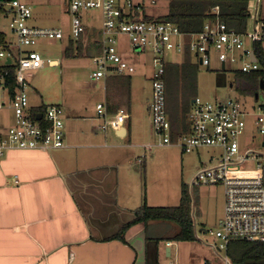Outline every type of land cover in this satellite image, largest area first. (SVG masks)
<instances>
[{"label": "built area", "instance_id": "obj_1", "mask_svg": "<svg viewBox=\"0 0 264 264\" xmlns=\"http://www.w3.org/2000/svg\"><path fill=\"white\" fill-rule=\"evenodd\" d=\"M28 1L33 0H0V16H8V30L13 40L8 41L0 32V58L5 59V64L9 60V64L15 66L16 84L12 97L4 88L6 93L0 94V109L6 98L13 115V124L0 134V156L11 149L48 152L64 148L63 109L58 105L43 106L41 111L31 108L27 93V78L32 72L43 69L46 64L59 66L54 60L45 61L32 49L40 40H62L63 32L57 28L31 26L32 8ZM59 1L70 17L69 39L73 41H77L86 30L81 13L100 11L98 48L91 57L90 80L98 82L110 76H128L135 71L117 49L120 37L126 40L132 52H149L152 73L148 110L159 146L173 145L184 154L203 147L221 150L219 161L198 170L191 182V187L223 188V217L215 231H207L208 236L220 241L218 250H224L230 241L264 243V102H256L252 112H245L232 97L213 102L193 98L186 117L188 132L172 139L165 108L164 82L165 66L170 64L165 58L167 52L181 57L187 52L197 65L203 67H209L214 58L224 72L227 68L242 74L258 71L259 64L252 46L264 42V21L259 17L261 0L248 1L243 33L227 28L219 18L218 7L209 11L212 18L199 32L181 33L170 22L131 17L133 9L139 11L144 0ZM4 6L8 7L7 11ZM0 85L3 87L2 81ZM95 109L97 119L102 120L100 129L103 132L109 128L118 129L124 123V116L119 113L110 115L104 102L97 104ZM38 114L40 119L36 118ZM248 118L253 119L262 139L258 144L262 151L257 153L242 149L239 143ZM245 163L253 165L257 175H237L235 168ZM224 264L231 263L225 259Z\"/></svg>", "mask_w": 264, "mask_h": 264}, {"label": "crops", "instance_id": "obj_2", "mask_svg": "<svg viewBox=\"0 0 264 264\" xmlns=\"http://www.w3.org/2000/svg\"><path fill=\"white\" fill-rule=\"evenodd\" d=\"M145 1L141 5L145 16L167 14L168 0L161 15L146 13ZM259 17L264 21V0ZM261 48L264 53V42ZM126 77L101 80L106 85L111 82V97L107 92L103 96L108 113L124 116L118 129L101 131L96 109L62 97L52 104L64 112V148L48 152L11 149L0 156V264H171L172 259L175 264H189L180 261L177 246L181 242L171 240L178 227L170 222L136 224L125 231L124 242L113 239L143 203L156 207L128 179L119 185L120 169L130 154L127 150L152 137L150 100L136 108L132 94L127 108L116 103L115 97L123 99L133 82L130 75ZM28 102L34 109L46 106L39 98L36 104ZM4 107L0 109V134L13 124L9 103L4 101ZM136 161L143 163L140 157ZM200 195L197 190L190 212L195 241L205 243L211 230L208 227H218L223 217L224 192L210 213ZM163 231L168 234H161ZM149 242H154L152 254ZM173 243H178L174 250ZM209 247L215 254L220 252L216 242Z\"/></svg>", "mask_w": 264, "mask_h": 264}, {"label": "rangeland", "instance_id": "obj_3", "mask_svg": "<svg viewBox=\"0 0 264 264\" xmlns=\"http://www.w3.org/2000/svg\"><path fill=\"white\" fill-rule=\"evenodd\" d=\"M152 1H155V4H148ZM27 3L32 8L31 26L57 28L63 32L62 40H40L37 46L32 49L37 51L45 61L47 59L58 61L60 65L51 67L46 64L43 69L32 72L30 77L27 78V93L30 104H36V98H39V100H43L46 106L54 105L52 103H55L56 99L60 98L61 100L63 97L67 102H75L80 106L94 110L99 102H103L105 92L109 97L112 95L110 80L106 85L104 81L94 82L89 79V74L93 70L91 64V57L95 52L93 43L99 40L100 11L90 10L81 13V18L86 27L85 33L81 37L82 48L77 50V44L73 43L70 53L67 54L65 48L70 37V17L65 6L59 0L49 2L33 0ZM144 3L146 13L154 15L164 14L167 8L166 0H147ZM7 10L8 7L4 6V11ZM8 21L6 14L0 16V32L11 42L13 40L8 30ZM117 49L122 58L134 66L135 71L130 75L131 81L133 79L130 88L127 89L128 91L124 94L123 99L115 97L116 103L125 109L130 105L129 96L134 94L132 98L136 108H138L151 98V81L149 77L152 68L150 54L149 52L141 54L132 52L126 40L122 38L118 39ZM165 55L166 60L170 63H178L181 58H184V56H177L171 52H167ZM189 59L195 65L192 83L187 85L185 81H180L177 86H173V89L169 88L171 93H165L167 118L173 117L176 110H178V114L183 110L187 117L192 108L189 97L210 102L215 101V99L232 97L241 104L245 112H252L256 102H264V90H257L258 99L256 100L251 95L236 92L234 87L229 88L228 84L235 81V73L231 71V68H227L226 72L221 71L218 62L214 58L211 59L209 67L197 65L193 56H190ZM4 63L5 59L0 58V67ZM2 93L6 92L0 85V94ZM182 93L188 96V100L182 99L183 104H181L183 106L180 104V94ZM5 102L7 103L6 98ZM5 111L3 110L1 113H5ZM150 126L152 137L141 141L137 147L133 146L127 150L130 154L127 161H123L124 163L120 169L119 185L126 178L131 185H137L144 197L146 194L150 204H156V207H173L179 203L180 187L183 184L187 189L191 208L194 201L196 202L197 190H199L201 198L205 199L209 206L208 212L215 210V206L219 204L223 195V188L221 186L191 187V182L198 170L208 168L219 161L221 150L203 147L189 154H184L178 147L173 145L159 146L158 138L154 136L152 125ZM261 140L253 119L248 118L246 120V130L239 138L241 148L257 153L262 151L258 147ZM142 146H146V148L144 149ZM138 157L141 158L143 163H137ZM235 170L236 174L242 177L257 175L255 167L247 163L238 165ZM228 171L230 172L231 169L229 168ZM217 228L214 226L208 227L211 231H215ZM161 234L168 233L163 231ZM148 235L151 236V233H148ZM207 239L205 243L199 241L181 242V246L180 244L177 246L178 243H173L172 249L174 250V247L177 246L180 261L186 260L189 264H223V260L228 259L225 255V249L215 254L209 247L214 242H216L217 247L220 241L213 236H208ZM149 243L147 246L152 254L154 242ZM175 262L178 264L179 261ZM171 264H175L173 259Z\"/></svg>", "mask_w": 264, "mask_h": 264}, {"label": "trees", "instance_id": "obj_4", "mask_svg": "<svg viewBox=\"0 0 264 264\" xmlns=\"http://www.w3.org/2000/svg\"><path fill=\"white\" fill-rule=\"evenodd\" d=\"M167 14L159 18H149L145 16L142 8L133 9L131 17L140 18L145 21H166L174 24L181 33H197L204 23L212 18L209 11L219 8V18L227 26L236 33H243L245 29L246 19L248 17L247 4L249 0H168ZM85 33V32H84ZM84 35V34H83ZM81 35V37L83 36ZM81 37L77 41L68 40L65 52L70 53L73 43L77 44V50H81ZM98 48V41L93 43ZM253 51L259 64V70L242 74L236 72L234 74L235 81L230 84L240 94H247L255 97L260 87V82L264 85V53L261 43L253 44ZM190 54H184V61L181 64L170 63L165 66L164 82L165 93L169 94V88L177 86L180 81H185L187 85L192 83L193 68L195 65L190 62ZM15 66L12 64H4L0 67V82L7 94L12 97L15 90ZM126 80L128 77L123 76ZM171 93V92H170ZM187 93V92H186ZM179 98V97H178ZM180 104L182 99L188 100L187 94H180ZM195 97H189L193 99ZM181 104V106H183ZM166 108V104H165ZM38 111L42 107L37 108ZM182 109V108H181ZM176 113L173 117H169L171 138L188 132V124L186 115L183 110L180 114ZM167 114V108H166ZM133 218L125 223L120 232L113 239L123 240V234L131 226L136 224L146 225L148 222H170L178 227V232L172 237L174 242H194L195 236L193 232V221L190 212V199L187 189L183 184L180 187V198L177 206L173 207H152L143 203L133 212ZM225 255L231 264H264V243H249L244 241H230L225 247Z\"/></svg>", "mask_w": 264, "mask_h": 264}, {"label": "water", "instance_id": "obj_5", "mask_svg": "<svg viewBox=\"0 0 264 264\" xmlns=\"http://www.w3.org/2000/svg\"><path fill=\"white\" fill-rule=\"evenodd\" d=\"M251 59H252L253 61L256 60L255 57L253 56V54H251ZM9 63H10V61L7 60L6 64H9ZM223 68H224V67L221 66V69H223ZM228 86H229V88H232V85H231V84H228ZM259 89H260V90H264V85H263L262 82H260V87H259ZM254 98L257 99V98H258V95L255 94V97H254ZM191 103H193V100L191 101ZM36 118H37V119H40V118H41V115L38 114V115L36 116Z\"/></svg>", "mask_w": 264, "mask_h": 264}]
</instances>
